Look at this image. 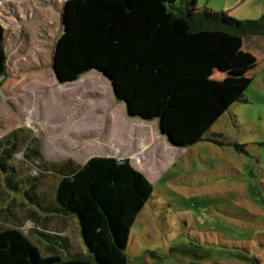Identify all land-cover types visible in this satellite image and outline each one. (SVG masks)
Wrapping results in <instances>:
<instances>
[{
  "label": "rangeland",
  "instance_id": "rangeland-1",
  "mask_svg": "<svg viewBox=\"0 0 264 264\" xmlns=\"http://www.w3.org/2000/svg\"><path fill=\"white\" fill-rule=\"evenodd\" d=\"M65 1L0 0L7 55L0 138L27 130L53 160L129 158L153 193L131 228L128 264H188L195 259L183 252L194 249L208 250L200 264H251L231 255L242 250L264 264V36L194 34L192 52L208 50L226 67L220 63L212 74L223 81L211 101L212 119L201 138L187 142L174 133L173 120L184 129L194 121L190 114H172L170 121L130 115L94 69L73 82L57 81L51 65ZM195 6L241 20L264 13V0H196Z\"/></svg>",
  "mask_w": 264,
  "mask_h": 264
},
{
  "label": "trees",
  "instance_id": "trees-1",
  "mask_svg": "<svg viewBox=\"0 0 264 264\" xmlns=\"http://www.w3.org/2000/svg\"><path fill=\"white\" fill-rule=\"evenodd\" d=\"M195 5L196 0H66L52 65L57 81L73 82L94 69L113 84L130 115L170 121L172 114H190L194 121L184 129L170 118L176 135L179 130L187 142L197 141L220 97L223 81L212 74L226 65L208 50L192 52L194 34L264 36V13L241 20ZM4 40L0 21V77L7 68ZM152 193L153 185L129 158L48 159L37 137L21 128L10 131L0 138V264H128L131 228ZM48 214L75 218L77 238L46 229ZM242 251L231 255L257 264ZM183 253L195 259L188 264H200L209 254Z\"/></svg>",
  "mask_w": 264,
  "mask_h": 264
},
{
  "label": "crops",
  "instance_id": "crops-1",
  "mask_svg": "<svg viewBox=\"0 0 264 264\" xmlns=\"http://www.w3.org/2000/svg\"><path fill=\"white\" fill-rule=\"evenodd\" d=\"M72 157V156H71ZM75 159V158H74ZM45 214V213H43ZM52 215V217H50ZM50 217L49 223L45 226L46 229H50L51 231H63L70 239L78 236V226L77 220L73 217L67 216H55L54 214H48ZM31 222L27 221L26 226H31Z\"/></svg>",
  "mask_w": 264,
  "mask_h": 264
},
{
  "label": "water",
  "instance_id": "water-1",
  "mask_svg": "<svg viewBox=\"0 0 264 264\" xmlns=\"http://www.w3.org/2000/svg\"><path fill=\"white\" fill-rule=\"evenodd\" d=\"M62 20H63V22H64V16H63V13H62ZM53 62H54V55H53V59H52V65H53ZM51 65V66H52ZM52 71H53V73H54V75H55V71H54V67L52 66ZM56 78V77H55Z\"/></svg>",
  "mask_w": 264,
  "mask_h": 264
}]
</instances>
